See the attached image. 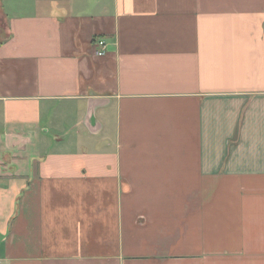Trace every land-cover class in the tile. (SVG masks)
Here are the masks:
<instances>
[{"label": "crops", "instance_id": "crops-1", "mask_svg": "<svg viewBox=\"0 0 264 264\" xmlns=\"http://www.w3.org/2000/svg\"><path fill=\"white\" fill-rule=\"evenodd\" d=\"M0 264H264V0H0Z\"/></svg>", "mask_w": 264, "mask_h": 264}, {"label": "built area", "instance_id": "built-area-1", "mask_svg": "<svg viewBox=\"0 0 264 264\" xmlns=\"http://www.w3.org/2000/svg\"><path fill=\"white\" fill-rule=\"evenodd\" d=\"M95 46V55L97 57H102L106 53V47H105V42L103 40H96L94 42Z\"/></svg>", "mask_w": 264, "mask_h": 264}, {"label": "water", "instance_id": "water-1", "mask_svg": "<svg viewBox=\"0 0 264 264\" xmlns=\"http://www.w3.org/2000/svg\"><path fill=\"white\" fill-rule=\"evenodd\" d=\"M89 117H90V120H91V122H93V121H94L93 112H90V115H89Z\"/></svg>", "mask_w": 264, "mask_h": 264}]
</instances>
